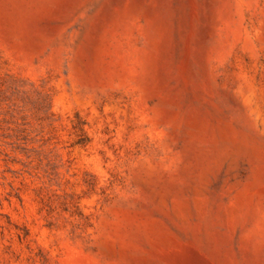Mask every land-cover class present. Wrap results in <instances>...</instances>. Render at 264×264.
Instances as JSON below:
<instances>
[{"label":"rangeland","instance_id":"obj_1","mask_svg":"<svg viewBox=\"0 0 264 264\" xmlns=\"http://www.w3.org/2000/svg\"><path fill=\"white\" fill-rule=\"evenodd\" d=\"M0 264H264V0H0Z\"/></svg>","mask_w":264,"mask_h":264}]
</instances>
